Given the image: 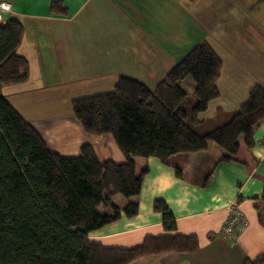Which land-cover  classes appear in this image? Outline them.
Returning <instances> with one entry per match:
<instances>
[{
  "label": "crops",
  "instance_id": "0c3cea01",
  "mask_svg": "<svg viewBox=\"0 0 264 264\" xmlns=\"http://www.w3.org/2000/svg\"><path fill=\"white\" fill-rule=\"evenodd\" d=\"M54 1L0 0V24L12 17L23 24L18 51L29 61L27 79L5 84L3 93L61 156L76 157L90 143L100 162L123 163L126 157L112 134L86 132L73 112V100L112 91L123 75L154 89L199 42L216 50L218 44L229 53L226 60L217 50L223 60L220 96L198 114L200 133L228 121L250 89L264 85V34L240 38L233 31L246 23L258 26L249 10L261 0H61L65 14L51 11ZM199 29L204 34L197 38ZM254 139L249 154L255 163L221 162L206 184L212 170L208 155L199 163L188 161L186 152L172 155V164L184 169L183 177L173 165L150 156L138 214H122L92 231L90 240L133 247L150 235L193 234L199 239L197 252L152 254L130 264H245L257 258L264 252V121ZM157 199L173 211L175 231L165 230L162 214L154 209ZM231 204L239 206L249 224L228 238L224 227Z\"/></svg>",
  "mask_w": 264,
  "mask_h": 264
},
{
  "label": "trees",
  "instance_id": "16d2710c",
  "mask_svg": "<svg viewBox=\"0 0 264 264\" xmlns=\"http://www.w3.org/2000/svg\"><path fill=\"white\" fill-rule=\"evenodd\" d=\"M51 11L65 14L67 8L57 0ZM22 35L20 19L0 24V264H130L152 254L197 252L200 242L193 234L150 235L133 247H108L89 234L122 214H138L150 156L173 165L183 177L172 155L186 152L191 163L208 155L212 170L204 184L221 162L255 163L249 152L264 121V85L255 84L228 121L200 133L197 116L220 96L223 60L213 45L199 42L154 89L123 75L112 91L73 100L86 132L112 134L126 157L123 163L100 162L90 143L80 155L64 157L47 146L3 93L5 84L28 77V58L18 51ZM187 78L194 81L193 101L182 85ZM261 200L264 204V191ZM154 209L162 214L165 230L177 229L164 199H157ZM245 264H264V252Z\"/></svg>",
  "mask_w": 264,
  "mask_h": 264
},
{
  "label": "rangeland",
  "instance_id": "374dc122",
  "mask_svg": "<svg viewBox=\"0 0 264 264\" xmlns=\"http://www.w3.org/2000/svg\"><path fill=\"white\" fill-rule=\"evenodd\" d=\"M253 10H249L251 12H253V17L254 19L258 20V26H255V25H251V24H244L243 26H237L236 29H233L234 33L236 36H239L240 38H243L245 35H250V34H257V33H260V34H264V2L261 0L259 3L255 4ZM223 25H219L218 26V31L219 29L222 27ZM225 26V25H224ZM206 30V29H205ZM203 29H199L198 30V34H197V38L198 37H201V35H203ZM208 36V34H207ZM202 38L206 39L204 36H202ZM209 41L213 42L212 41V38H209L208 39ZM239 40L236 39L235 41V44H236V49L238 51H240V44H239ZM214 43V42H213ZM248 45V44H246ZM217 50L218 52L227 60L229 58L228 56V52L226 49H224L222 46L220 47L218 44H217ZM182 85L184 86V88L186 89V91L188 92V94L190 96H193L192 97V101L193 99H195V95H194V81L191 79V78H187L186 81H183L182 82ZM114 89V88H113ZM112 89V90H113ZM6 91V90H5ZM111 91V90H110ZM17 104V102H15ZM17 106H19V104H17ZM20 107V106H19ZM22 109V108H21ZM24 113L28 116V113L29 115L30 112H27L25 110H23Z\"/></svg>",
  "mask_w": 264,
  "mask_h": 264
},
{
  "label": "built area",
  "instance_id": "2783aa9c",
  "mask_svg": "<svg viewBox=\"0 0 264 264\" xmlns=\"http://www.w3.org/2000/svg\"><path fill=\"white\" fill-rule=\"evenodd\" d=\"M7 5L3 3L2 7H6ZM229 209L230 213L225 222L224 231L228 238H233L238 229L244 228L249 224V219L237 204H231Z\"/></svg>",
  "mask_w": 264,
  "mask_h": 264
}]
</instances>
